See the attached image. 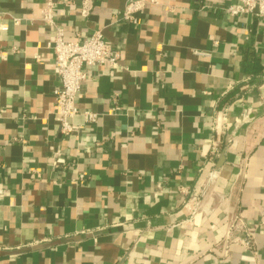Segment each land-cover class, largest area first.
<instances>
[{"label": "crops", "instance_id": "1", "mask_svg": "<svg viewBox=\"0 0 264 264\" xmlns=\"http://www.w3.org/2000/svg\"><path fill=\"white\" fill-rule=\"evenodd\" d=\"M126 2L0 0V264H264V18L156 0L131 24ZM57 29L120 52L84 68L72 133Z\"/></svg>", "mask_w": 264, "mask_h": 264}, {"label": "built area", "instance_id": "2", "mask_svg": "<svg viewBox=\"0 0 264 264\" xmlns=\"http://www.w3.org/2000/svg\"><path fill=\"white\" fill-rule=\"evenodd\" d=\"M148 4H156V0H127L121 19L124 22L136 24L137 14L142 12ZM87 9V6H86ZM87 13V10L84 11ZM225 13L231 17L253 16L258 19L264 18V0H234V3L225 8ZM43 21L51 23L50 4L43 10ZM53 60L56 73L59 78V86L53 92L56 105V119L61 132L72 133L74 128L70 120L78 114L76 101L82 83L86 79L85 67H109L118 66L120 52L103 39L100 30L93 32L85 40H65L60 29L56 30L52 45ZM85 120L94 122L95 115L90 112H83ZM225 120V118H223ZM227 126H220V131ZM215 131L218 126L215 125ZM215 144L212 146V153H216ZM215 176L211 171L208 182ZM199 202L196 201L193 210L197 209ZM193 213V212H192ZM226 237L230 241L233 232H245V226L239 218L228 221ZM236 242V241H235ZM245 248L251 249V241L242 239L239 242ZM226 243V248L228 247Z\"/></svg>", "mask_w": 264, "mask_h": 264}]
</instances>
